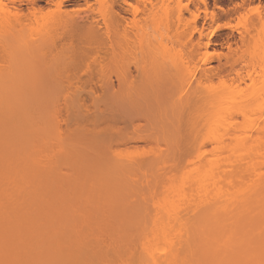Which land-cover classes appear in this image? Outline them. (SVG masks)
I'll list each match as a JSON object with an SVG mask.
<instances>
[{
  "label": "bare ground",
  "instance_id": "6f19581e",
  "mask_svg": "<svg viewBox=\"0 0 264 264\" xmlns=\"http://www.w3.org/2000/svg\"><path fill=\"white\" fill-rule=\"evenodd\" d=\"M28 1L31 5L28 15L23 14L21 6L15 7L16 22L4 21L6 26L4 31L7 30V35L0 42L7 56H11L9 59L12 58L13 64L11 69L13 74L10 73L11 71L7 73L8 75L0 72V264H264V143L259 142H264V139H259L258 145L251 146V141L238 138L241 130L237 136V133L233 131L234 125L237 124L236 119H232L233 121L230 119L233 108L239 110L234 109L235 113L242 111V115L247 114L246 108L248 109L253 102H257L261 94V98L264 97V86L259 83L264 85V74L257 76L256 71L252 70L244 76L240 72L235 73L240 82L249 80L252 87V92L243 96L240 102H236L240 97L234 91L213 93V120L201 119L203 123L206 121L204 129L207 128V133L202 130L203 133L200 134L204 137L200 140L197 136L196 142L193 136L191 143L194 142L197 145L195 148L192 146V149L189 147L190 151L194 152L191 154L195 155L194 158L197 160L195 164L197 163V166L203 164L193 171V176L190 175L192 176L191 182L189 181L190 194L195 189L194 194L197 195L189 194L190 197L183 190L175 188L171 195L168 193L169 196L158 198L160 195L157 197L155 193L158 195L157 191L161 190L162 184L153 182L156 179L153 172L158 170V156L160 165L163 166L162 164L165 163L164 157L160 159L161 152L154 158L151 157L153 160L156 159L154 162L152 159L150 162L145 161L147 158L144 156V161L140 160L144 158L141 157L137 158L140 161L136 159L134 163L128 164L124 163L127 159L119 158L118 160L110 156L111 154L109 157L102 154L104 156L99 158H103L104 162L111 160L108 164L105 163L108 166L102 170L95 168L101 160L93 162L96 154H90L94 159L89 161L91 157L85 154L86 149L84 148L83 151V148L79 147L84 154L79 151L77 146L83 141L79 142L80 140L75 138L60 141L59 138L62 136L53 132L54 128L59 127L57 128L54 120L47 119L50 123L46 122L49 131L53 129V137L59 140L57 144L49 133L47 135L48 129L44 121L42 123L38 121L44 117L45 113H48L41 102H46V97L50 94L47 90L49 94H44L45 92L40 89L41 84L45 85L44 88H48V85L62 86L65 80L69 83L73 79H80L76 67L70 71L71 75L68 70L62 72L56 70L54 77L52 76L54 70L51 69V72L46 74L50 63L58 62L60 59L62 61L66 56L69 58H65L67 61L72 57L73 60L82 62L91 60L94 64L102 59L112 61L124 57L127 63L115 72L105 71L100 76L99 82L102 87L111 91L116 86L123 89H126L124 86H129L131 90L136 82L131 69V64L134 63L132 51L135 43V32H133L135 23L130 16L134 15L132 18H135V15L140 13L139 10L134 8L129 0H109V3L106 0H100L102 5L108 6L97 17H81L79 13L65 10V0ZM41 1L45 2L48 10L52 6L56 10L55 12L52 10V14L48 12V16L44 14L46 18L43 19V25L38 32H31L32 29L27 31L26 21H30L31 25L33 19L37 21L41 16L39 14L43 16L44 7ZM83 1L87 5L90 4V0ZM249 1L253 0H244L245 3ZM142 2L144 5L142 13L147 15L153 7L152 0ZM3 26L2 28H5ZM23 32H27V37L24 38ZM28 34H30V40ZM141 41L143 45L147 42L145 38ZM13 60L16 62L13 63ZM37 63L47 66H45L47 68L45 73L39 72L37 67L40 66ZM16 64L17 67H15ZM35 64L37 67H34ZM143 73L146 74L145 71ZM41 74L43 78L46 74L50 79L45 77L40 82L39 80L43 79ZM111 74L115 76V79ZM88 76L92 78L93 74L88 72ZM194 78L195 75L192 74L189 78L183 79V83H186L184 85L182 83L183 88L179 94L182 100L193 86ZM35 92L37 94L42 92L43 95H37ZM37 99L43 101L39 102ZM233 104L234 107H232ZM38 105H41L42 109ZM45 105L48 107L49 102L47 101ZM51 106H49L50 111L55 110L54 106L52 108ZM52 113L50 112L51 115L47 114V116L56 121L55 112L53 117ZM38 114L40 117L35 118ZM250 119L252 118H247L246 123L252 126L251 133L262 136L264 119L260 123L257 119L256 123V120ZM201 120H199L200 124ZM39 124L45 129L42 132L41 129L38 131ZM247 128L244 130L250 131ZM246 133L241 135L245 136ZM248 133L246 137L251 136V133L250 135ZM171 137L166 140V143H171ZM132 138L130 142L134 141ZM152 138L155 141V137ZM252 138L249 139L252 140ZM67 139L70 140V144L71 141L78 143L77 146H72V143L71 147L75 149L76 146L79 150L70 149L69 152L73 151L71 156H75L74 159L77 155L72 154L75 151V154L81 152V155L78 154L79 164L84 155L89 158L86 160L84 157L87 162L97 164L90 168L84 161V167L88 166V170L83 169L82 164L78 170L75 168L72 172L70 170L78 163L72 164V157H70L69 163L73 166L66 168L68 164L66 160L69 159L68 154H70L66 152L69 150L66 147L68 144L64 145L68 143ZM51 140L54 142L53 145L49 142ZM89 142H87L88 145H90ZM171 145L174 144L171 143ZM128 146L134 147V144ZM208 146L213 147L211 158L210 155L207 156V152L210 151L207 149ZM56 147L59 151L55 149ZM94 147V150L99 148ZM169 150L168 153L172 150L170 153L172 155L174 152L176 155L179 154L176 153V148ZM166 151L167 149L164 150ZM166 161L173 164L174 160L166 159ZM62 163L65 167L61 166ZM109 163L113 164L109 165ZM89 169L94 172L99 169L97 171L100 175L95 173L97 177L95 174L91 177L92 172L89 175ZM78 171L81 173L79 175L87 172V176L91 177L90 179L86 175L79 176L80 181L82 177H85L86 179L83 180L85 182L90 180L92 184L98 176L102 178L100 181L97 180L98 183L97 181L94 182L96 184L93 183L96 187L91 186L92 190L87 187L89 189L87 190V182L83 181L85 185L80 181L76 183ZM71 172L77 175L73 177ZM65 174H67L66 177ZM71 178L75 179V183L71 181ZM186 182L188 184V181ZM89 191L93 193L89 194ZM179 191L181 194H178ZM84 192L87 195H84Z\"/></svg>",
  "mask_w": 264,
  "mask_h": 264
},
{
  "label": "rangeland",
  "instance_id": "374dc122",
  "mask_svg": "<svg viewBox=\"0 0 264 264\" xmlns=\"http://www.w3.org/2000/svg\"><path fill=\"white\" fill-rule=\"evenodd\" d=\"M106 1H108L109 3V0ZM142 1L143 0H129V3L131 2V4H133L132 6L138 9L140 12L135 15V18H132L134 17V15L130 16V18L135 23L133 27V32H135V43L132 51V61L134 63L130 61L131 63H133V65L131 64V69L133 71L134 81L136 82V86H134V84L132 87L134 90L132 88L130 90L129 86H124L126 87V89L128 88V90H126L125 88L123 89V87L121 88L119 86H116L115 89L111 91L102 87V84L99 82L100 76L104 74L105 71L115 72L117 70H120L127 63V60L124 57L112 61L102 59L94 64L91 60L88 62L73 60L71 55H68V57H71L68 61L65 60V58L67 57L66 56L64 57V59H62V61L60 59V61L58 60V62L55 60L56 62L50 63L48 67L45 65L49 70L48 72L46 71V74L51 72L50 69L54 70L52 71L53 73H56V70H61V72L68 70L70 72L76 67L77 71H79L78 73L80 79H71L72 81H70L69 83L65 80V84L62 86L48 85L49 87L46 86L48 88H44L45 85L43 86V84H41L40 82L47 76L45 74L43 78L41 74V77L43 79L39 80V83L42 85L40 89L45 92V95H48V92H50L49 96L46 97L47 100H45L46 102H49L48 107L45 105L46 102H44L42 99L41 100L43 102H41V100L39 101V99L37 100L41 102L42 107L45 109V111L47 110L46 112L48 113H45L44 111L46 116L53 111V117V114L55 112L54 115L56 121L55 119L49 118V115L47 116V118L44 113V117L36 120H38L39 122L41 121V123L44 121L45 125L46 122L47 124H50L49 121L54 120V122H56L57 128H59H54L53 132L54 134L58 133L57 135L60 137L62 136L61 138H59L60 141H63V139L66 140V138H75L78 141L80 140L79 142L83 141L82 143H79V146H77L78 143L76 144V140L74 141L72 139L75 143L71 141V144L73 143L72 146L76 145L78 148H83V151L85 148L87 150L84 151L85 154H89L87 157H91V155H93L92 153L96 154L94 155L96 156L95 159L93 158V156L91 157V159H89L84 155L85 159H89V161H91L92 159H94L93 162L98 161V159H101L99 157H102L104 155L109 157V154H111L110 156L117 158L118 160L119 158L120 160L121 158L127 159L128 162H126L127 160H124L125 164L134 163L137 158L140 159L144 156L147 158L145 161L150 162L153 160L151 157L154 158V156H157V154L161 152V155L159 154L160 159L161 157L162 159L164 157L165 163H163V166H161L160 160L158 158L159 156L157 157L160 166L158 165V170H156V172H153V175L155 176L153 177L156 179L152 180L154 183L161 182L163 186H160L161 192L157 191L158 195H156L155 193V196L158 197L160 195V197L158 198L167 197L171 195V192L175 190V188L181 189L186 195H189V189L191 187L190 182L192 180V176L194 175L193 171L203 165L199 164L198 162V164L200 165H198V167L196 165L197 163L195 164L197 160L194 158L195 155L191 154L192 150L190 151L189 147H191L192 149V146H194L195 148V145H197V143H194L197 141L195 139H198V137H200L199 139L201 140V138L204 137L203 135H201L203 133L202 130L207 133V128L204 129V124L206 121L204 123L203 121L207 118L210 121L213 120V93L222 94L226 91H234L238 93L240 97L236 100V102H240L241 98H244L243 96H245L246 94L248 95L252 92V87L249 80L240 82L237 78V74L235 73L240 72L244 76L247 72L252 70L256 71L255 74H257V76H261L262 74H264V0H253L246 3L244 2V0H152L153 7H151V10L147 15L142 13V9L144 8ZM41 3V5H43L44 7L43 16L42 14H39L41 16H37V21L33 19L31 25L30 21H26L27 23L24 22L25 24H27H24L27 31H30V29H32L31 32H38L39 28L43 25V19L46 18L44 14L47 15L48 12L49 14H52L53 12H55L54 10H56L53 6L52 8L49 7L51 10H48L45 2L41 1ZM20 6L23 9V14L25 13L26 15H28L30 12L28 9L31 8L28 0H0V23H3L2 25L0 24V42L3 41L7 35V30L4 31V29H6L4 21L7 22V20H10L11 22H16L15 7ZM107 6L108 5H102L100 3V0H90V4L88 5L85 4L83 0L64 1L65 10L79 13L81 17H97L103 9L107 8ZM34 20L36 22H34ZM3 25L5 26V28H2ZM23 33L25 34H23L24 38L27 37V32ZM28 35L30 40V34ZM143 38H145V40L147 41L144 45L141 41ZM9 57L11 56L9 55ZM9 57L5 52V49L0 44V72L2 71L4 74L10 72L13 67V64L11 62L12 58L9 59ZM14 62L16 61L13 60V63ZM17 64L15 67H17ZM37 65L40 67H37L36 64L34 65V67H37V69H39V72L42 71L43 73H45V69L47 68L41 63H37ZM41 65L44 67H42ZM138 69H143L146 74L143 73L144 71H141V73ZM206 70L207 74H205ZM12 71L10 73L13 74ZM35 72L38 71L36 70ZM88 72L93 74L92 78H89ZM55 73L52 76L55 77ZM69 74L71 75V72ZM142 74H144L145 76ZM192 74L195 75L193 86H191L192 88L190 87V89L186 93L187 95L185 94V99L183 98L184 100H182L181 96L179 95L181 94L180 92L183 88L182 83L184 82L186 77L189 78V76H191ZM112 77H114L113 79H115L114 75ZM185 83H183V85ZM259 83L261 86H264L261 82ZM127 91H129V93L131 92L130 96L128 95L129 93ZM35 94L37 93L35 92ZM40 94L41 96L43 95L42 92ZM36 96L35 98H37ZM130 97L132 98L130 99ZM259 97L261 98L262 94ZM178 98H180L181 101ZM260 98L257 99V102H253V104L250 105L248 109L246 108L248 116H246L247 114L244 113V115H242V111L235 113V111H239L236 110V108L232 109V115H230L231 120L236 119L235 122L237 124H233V131L237 133L235 134L238 136V132L241 130L239 133L240 136L238 138L241 137L240 139H245V141L249 142L251 141V146H254V144L258 145L257 141H259V139H264V132L262 133V136H259V134L256 133L254 135L250 130V128L252 129V126L250 127V124L246 123L247 118H252L254 119L253 121L257 119L259 121L258 122L256 120L255 123H260L262 119H264V105H261L262 103H264V97L261 99ZM35 102L37 103V101ZM129 103L132 104L129 105ZM234 104L232 107H234ZM51 105L54 106L55 110L51 109L50 111L49 106ZM76 105H78L79 107L78 110V107ZM236 106L237 105H235V107ZM39 107L40 109H42L41 105ZM33 108L35 109V107ZM40 109L36 110L38 111ZM259 109H261V111H259ZM37 111L36 113H39ZM210 111L212 112L210 113ZM33 114L35 115V110ZM38 116L39 114L37 115V117L35 116V118H38ZM47 119L50 120L48 121ZM201 119H203V121ZM199 120L202 121L201 124L203 126L200 124ZM56 125H54V127ZM197 125L199 128L197 127ZM247 126H249V128H247ZM244 128L250 130L248 131L249 133L247 132V130L245 131ZM40 129L41 132L44 129L41 124H39L38 131ZM47 129V135L49 133V136H52L53 140V129L49 131L48 126ZM194 129L196 130L195 132L193 131ZM246 132L249 135L251 133V136L246 137ZM244 133H246L245 136H242L244 135ZM169 135L172 136L171 143L174 144L173 146L171 145V143H166V140L170 138ZM252 135H254L253 138ZM49 136L47 137L49 138ZM138 136H145L146 139L145 137L141 139L137 138ZM193 136L194 142L191 143ZM135 137L137 139H135ZM152 137L156 138H154L155 141H153ZM250 137L252 138V140L249 139ZM127 138L130 139L128 140ZM131 138L134 139V141L132 140L133 142H130ZM57 139L58 138H56L55 140L54 138L53 141L57 142L58 144L59 140ZM68 139V143L66 142V144H64H68L66 147L69 150H66V152L68 151L67 153H70L68 154L69 159L66 160V163H68L69 165L66 164V168L68 166L71 168V166L73 165L69 163L70 157H72V164H74V162L78 163L77 161H79L80 163V156H78V154L80 153L79 155H81V152L82 154L84 153L80 148L79 150L75 146V149L81 152L78 151L79 153L75 154V151V153L72 155H77L76 159L79 158V160L74 159L75 156H71V153L73 151H69L70 149H75L71 147V144L69 142L70 140ZM52 140L49 142H51L53 145L54 142H52ZM99 140H101L100 143ZM200 140L198 141L200 142ZM95 141H97L98 143ZM173 141L176 142L174 143ZM87 142H89L91 146L88 145ZM259 142L264 143L263 141ZM85 144H87L88 147ZM92 144L95 145V147ZM132 144H134V147L136 148H134ZM168 144L171 146H169ZM99 145L102 147H100ZM128 145H131L133 148L129 147ZM157 145L159 148L157 147ZM55 146L60 148L58 145ZM92 146L95 149H97L98 147L99 148L97 150H94ZM261 146H263V144ZM57 147L55 149H57ZM91 147L92 150L90 149ZM208 147L207 149L210 151L207 152V156L210 155L211 158V150L213 149V147ZM263 147L261 149H263ZM161 148L163 149V152ZM170 148L174 150L176 148L175 151H177L176 153L179 154L176 155L174 152V157L172 154H170L172 153V150L170 153H168L170 151ZM51 149H53V147H51ZM159 149H161V151ZM165 149H167L166 152H164ZM207 149L203 150L207 151ZM88 151L90 153H88ZM97 151H99L100 154ZM188 151H190V154L188 153ZM152 153H154L153 156ZM190 155H192L191 158ZM84 157H82L83 159L81 158V164L78 163L79 166L77 164H74L75 167L73 166L71 170L69 168L68 169L73 172L75 168L78 170V167L80 168V165L82 164L83 169H87L88 166L92 168L97 164H92L93 162L89 163V161L87 162ZM145 157L143 158V160H140L144 161ZM171 157L174 158V161ZM102 159L99 161L100 164L98 163L95 168L97 167L99 169L105 170L107 168L106 166H108V162H111V160L108 162L106 161L107 164H105L106 162H104V159ZM166 159L173 161V164L170 163V161H166ZM84 161L88 163L87 167H84ZM154 161H156V159L153 160V162ZM110 164L113 163H109V165ZM61 166L65 167L63 163ZM161 167L163 168V170ZM62 170L64 171V168ZM97 170L94 172L89 169L90 172L88 171V173L90 175V173L92 172L91 177L95 173L97 175H100ZM79 172L80 171H78V176H76V183L80 181L79 178L82 175L87 176V172H82V175H79L81 174ZM71 173L69 174L71 175ZM157 174L161 177H158ZM75 175H77V173H75ZM75 175L74 173H72L71 176L75 177ZM190 175L192 176L190 177ZM64 176L66 177L67 174H65ZM82 178L84 179L85 177ZM101 178L102 177L98 176L99 181L101 180ZM63 179L65 178L63 177ZM83 179L80 182L84 184V180L86 178L84 180ZM98 179H95V181H97ZM160 179L162 180L160 181ZM172 180L174 181L172 182ZM71 181H74L75 183V179H72ZM95 181H93V183ZM186 181H188L189 185ZM86 182V188L88 187L91 189V186H95L93 185V183L91 184L90 180H86ZM175 182L176 184H178V186L175 184ZM96 183H98V181ZM158 185L159 184L157 183L156 186L158 187ZM187 187L189 188L187 189ZM75 188L73 189L76 190ZM88 188L87 190H89ZM184 189L189 193L185 192ZM69 190L71 191V189ZM194 190L191 191V194L197 195L194 194L196 193V191ZM93 191H95V189ZM65 192L66 191H64V193ZM180 192L181 191H179L178 194H181ZM88 193L92 194L93 192L89 191ZM168 193L169 195H167ZM84 195H87V193L84 192Z\"/></svg>",
  "mask_w": 264,
  "mask_h": 264
}]
</instances>
